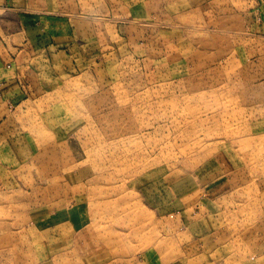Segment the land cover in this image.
<instances>
[{
    "label": "rangeland",
    "instance_id": "1",
    "mask_svg": "<svg viewBox=\"0 0 264 264\" xmlns=\"http://www.w3.org/2000/svg\"><path fill=\"white\" fill-rule=\"evenodd\" d=\"M147 1L144 24L129 6L110 14L90 63H27L26 100L0 128L15 134L0 146V264H264L254 2L213 14L214 0H186L200 14L178 15ZM73 211L87 245L61 248Z\"/></svg>",
    "mask_w": 264,
    "mask_h": 264
},
{
    "label": "crops",
    "instance_id": "2",
    "mask_svg": "<svg viewBox=\"0 0 264 264\" xmlns=\"http://www.w3.org/2000/svg\"><path fill=\"white\" fill-rule=\"evenodd\" d=\"M147 2L151 8L164 5H160V0ZM220 2L222 0L213 1V14H218L223 9L220 8ZM251 2H254V5L250 14L255 16L251 25L262 24L264 28V0ZM167 3L168 10L171 11L173 5L183 8L175 11V14H200L199 8L191 6L186 0L175 3L169 0ZM143 5L144 0H0V128L9 124L15 107L26 100L30 75L27 72V63L41 56L51 62L82 60L90 63L95 59L96 45H103L102 30L108 33L112 29L109 22L117 19L111 18L110 14L116 16L119 7L125 9L129 6L134 12V22L144 24ZM155 10H151L152 16H158L164 9L160 8L158 12ZM149 13L148 11L147 14L150 15ZM108 37L110 38L109 34ZM14 138L15 134L6 140L0 137V146L14 141ZM6 150L4 148L0 156L5 155ZM74 211L71 217L63 213L59 216L61 223L58 225L60 228L57 239L61 237L64 242L56 240L57 236L53 235V230L46 231V237L51 239L52 243L58 241L55 243L61 248L66 241L68 245L74 242L76 247L87 245L85 239L80 242L77 239L87 226L84 223L86 217L74 215ZM69 218L71 220H67Z\"/></svg>",
    "mask_w": 264,
    "mask_h": 264
}]
</instances>
